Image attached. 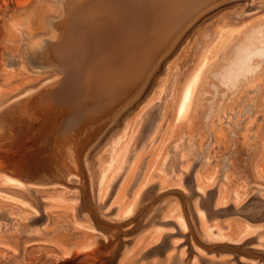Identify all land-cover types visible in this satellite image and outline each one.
Instances as JSON below:
<instances>
[{"label": "rangeland", "instance_id": "1", "mask_svg": "<svg viewBox=\"0 0 264 264\" xmlns=\"http://www.w3.org/2000/svg\"><path fill=\"white\" fill-rule=\"evenodd\" d=\"M94 1L66 0L59 16L55 0H0V172L50 185L0 183V264H264V0H183L135 42L121 79L68 92L67 78L90 61L81 50L73 68L59 51L68 9L79 16ZM51 17L57 34L44 53L36 42ZM120 136L124 168L99 200ZM139 175L148 188L137 199ZM50 193L63 195L44 201ZM177 204L185 234L165 229L163 210ZM213 223L232 237L205 239ZM195 244L212 256L196 258Z\"/></svg>", "mask_w": 264, "mask_h": 264}, {"label": "bare ground", "instance_id": "2", "mask_svg": "<svg viewBox=\"0 0 264 264\" xmlns=\"http://www.w3.org/2000/svg\"><path fill=\"white\" fill-rule=\"evenodd\" d=\"M182 1L183 0H96V1L92 2L91 4L85 6L83 8V11L81 12V15H79V16H77L78 13L76 12V7L73 8L70 5L69 9H68V13L69 14L71 13L73 15V17L71 18V27L63 39L62 50H59V51H61V52H63V54H65V56L68 58V61L71 63L73 68H74V65L76 63H78V61H79V57H80L79 52L81 50L86 51L88 49V53H89L88 57H89L90 61L87 63V66L84 67L85 70H83V71L80 70L81 72L79 74L73 73L72 75H70L67 78V80H66L67 86H65L64 88L67 89L68 92H70V90L74 89L76 86H78L80 88H84L82 86H84L85 84L88 85L89 88L94 87V86L96 87L99 85L110 86L114 81L121 79V78L117 77L116 73L121 67L126 65V62L129 60V55L130 54H131V56L134 55V54H132V51L138 50V49H135V48H137V47H135V42L140 39L142 34L146 33L147 27H151V26L155 27L166 14L168 15V14L173 13V12H171V9L172 10L178 9L180 7ZM55 3L58 6V9L60 12L59 16H63L65 13H67V11H66L67 6L66 5H68V4L66 3V0H55ZM170 4H171V6L169 7ZM171 16H172V14H171ZM147 17L148 18L150 17V18L147 19ZM166 18H168V17H166ZM55 21H56L55 17H51L48 20V25L50 27L49 34L47 36L42 37L39 42H36L38 49L44 53L46 52V50L48 48L49 42L52 41L55 37L54 35L57 34V31L54 28ZM134 53H136V52H134ZM88 57H85V58L88 59ZM32 69L35 72L42 73L44 71V66L32 65ZM60 72H59L58 76H61ZM57 77H56V79H57ZM50 82H51V80H45L41 84H39L38 86L30 88L27 91H25L24 93L18 95V98L31 96L35 92H37L38 89L49 84ZM84 82H85V84L81 85V83H84ZM71 85H74L75 87H71ZM110 92H113V91L110 90ZM0 128H2L1 125H0ZM123 142H124L123 136H120L108 149L109 156L111 157V160L109 161L108 164H106L102 168V171H101V174L99 177V181H98V197H99V200H104V198L108 195V193L110 192V190L112 188L114 181L118 178L122 169L124 168V162L122 160L119 162L118 165H116L117 159H119L123 153L125 154V149H124L125 143H123ZM128 169L129 168H127L126 170H128ZM129 171H130V169H129ZM128 172H127V174H128ZM110 173H112V177L110 176ZM164 175H167V174L164 173ZM154 178H156V176ZM180 178H181V176H180ZM141 179H142V176L139 175V176H137L136 180L133 182L134 185H138V187H140V188H137V189H139L137 191L138 193H136V191H135V193L137 194V199L141 198L142 191L144 192V190L146 188H148V186H146V183H143V180H141ZM140 180H141V182H140ZM138 181L140 182V184H138ZM161 181H160V183L163 182V181L162 182ZM172 181H174V180H172ZM154 182L155 181L152 180L147 185H151ZM0 183L1 184L3 183L4 185L6 184V186L11 185L12 187H16L19 189L24 188L27 185L29 187H32V188H40V189H46V188L50 187V185H47V184H37V183L26 184L22 180L15 178L13 176H10L6 173H2V172H0ZM141 184H144V185L141 187L140 186ZM202 184H204V183H202ZM124 186H125V180L122 182L121 187L119 188V191L117 193V196L115 197L114 201L111 204V207H113L114 204H116L118 202V197H119L120 193L122 192ZM52 187H57V186L55 184H53ZM60 187L66 188L63 185H60ZM161 187H163V186H161ZM212 187H210V188H212ZM200 190H202V189L199 185L198 191H200ZM56 194H60V196L63 195L61 193H56ZM56 194L55 193L46 194V195H44L43 200L52 202L51 199L54 198V200H55ZM237 196H239V195H237ZM62 197H64V196H62ZM62 197H61V201H63ZM230 198H232V197H230ZM74 199L75 198H72L70 200L75 201ZM223 199H225V197ZM58 200H60V198ZM58 200H56V201H58ZM67 200H69V199L66 198V201ZM219 200H221V199H219ZM226 203L229 204L228 202H226ZM52 205L53 204H47L46 210H49ZM170 205H172V204L170 203ZM172 206H167L168 208L163 210V213H165L163 216H165V217L167 216V218H165V220L163 219L166 222V228L165 229L168 231V233L181 232L182 234H185L187 232L188 226H187L186 218H185V216L181 210V206L179 204H177L175 206V208H173ZM238 206H240V205H238ZM238 206H236V207H238ZM216 207H215V211L217 209ZM121 211H122V209H119L117 216L120 215ZM203 212H204V210H203ZM198 214H199V216H201V218H199V219H201L200 223L202 224V220L204 221V217H206L207 215L205 216V214H203L202 212H198ZM148 218H149V216H148ZM214 219H216V218H214ZM206 220H207V218H206ZM228 220H229V218H228ZM225 221H223V222H225ZM232 224L234 225V222H232ZM213 225H214V223H213ZM226 225L228 226V224H226ZM202 227L205 230V232L203 231V233H205L204 234L206 237L205 239H207V237L209 239H216L217 237L219 239H221V237H228V238L232 237V234L227 233L226 231H228V229L226 230L222 224H215L214 228H213V226H207V227L202 226ZM261 228L262 227L260 226L259 229H261ZM213 229H215L217 232H214ZM257 232H256V234H257ZM163 234H165V233H163ZM248 234L250 235V233H248ZM236 235H238V234H236ZM259 235H260V237L264 236V234H259ZM174 239H179V238L176 237ZM179 240H180V242L179 241L178 242L181 243V242L185 241V238L183 240V237H181ZM223 240L227 241L228 239L223 238ZM230 241H231V239H230ZM241 241H246V239L245 240L242 239ZM205 242H209V241H205ZM237 243H238V241H237ZM192 244H193V242H192ZM257 244L264 247V239L259 238V243H257ZM176 245L177 244H175L174 247L169 250V252H168L169 258L171 255L176 253L175 252L176 251L175 250ZM195 247H196V251H197L196 253L198 254V256L196 258H200V256L201 257L202 256L203 257H207V256L211 257L212 256V254H209L205 249H203L199 245L195 244ZM237 248H239V247H237ZM180 251H181V253L183 252V247H182V250H180ZM216 255H217V253H216ZM216 255H215V258H216ZM224 257H222L221 260ZM209 259H213V257L209 258ZM242 259H244V261L246 260L243 256L241 258V261H242ZM250 259H249V261H250ZM252 260H254V262L256 263L255 259H252ZM254 262H253V264H255Z\"/></svg>", "mask_w": 264, "mask_h": 264}]
</instances>
